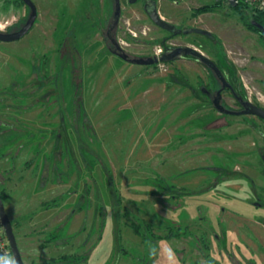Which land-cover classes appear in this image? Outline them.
I'll return each instance as SVG.
<instances>
[{"label": "rangeland", "instance_id": "1", "mask_svg": "<svg viewBox=\"0 0 264 264\" xmlns=\"http://www.w3.org/2000/svg\"><path fill=\"white\" fill-rule=\"evenodd\" d=\"M33 1L38 8L33 28L21 39L0 41V58L6 63L5 86L0 88L10 91L11 80L22 83L24 97L30 93L34 99L30 122L37 125L34 111L40 108L34 102L42 91L28 85L33 68L39 71L46 53L52 73L58 64L57 96L63 105L74 100L76 88L82 91L77 124L88 147L77 148V164H73L80 181L76 175L58 177L59 170L54 172L50 162L46 163L49 176L41 178L42 187L53 183L59 187L62 194L57 204L71 205L69 215L73 209L77 212L71 221L62 212V225L70 222L68 234L76 233L75 246L65 251H76L80 259H63L53 248L54 264H154L146 241H166L180 264H236L231 258L238 264H264V121L251 115L222 114L206 96L197 98L172 79L174 75L196 90L200 83L207 85L212 73L197 60L181 57L175 62L140 65L114 54L107 32L114 21L115 0ZM147 1L156 3L163 19L177 27L203 28L217 39L196 33L171 37L151 20ZM215 1L121 0L119 23L112 35L131 57L158 56L160 49L162 55L168 52L163 42L171 48H196L221 65L228 77L235 73L242 91L264 108V40L230 6L194 14L196 8ZM29 15L30 8L22 0H0V31L21 25ZM21 62L23 78L18 76ZM11 92L15 97L21 94L17 89ZM224 97L228 108L239 109L230 91ZM72 110L67 105L68 117ZM21 129L26 130L21 145H29L23 150L34 152L35 138L27 134L26 126ZM4 138L0 135V145L10 143ZM46 143L50 153L52 138ZM24 151L22 159L27 160ZM46 154L41 150L42 162ZM61 160V171L68 170L67 159ZM9 173L0 170L4 179L0 189L8 196ZM43 199L41 207L49 202ZM137 224L140 233L135 231ZM13 226L25 263L46 264L38 254L39 244L25 237V228Z\"/></svg>", "mask_w": 264, "mask_h": 264}, {"label": "crops", "instance_id": "2", "mask_svg": "<svg viewBox=\"0 0 264 264\" xmlns=\"http://www.w3.org/2000/svg\"><path fill=\"white\" fill-rule=\"evenodd\" d=\"M0 50V53H2V49ZM1 63L0 85L5 86L4 80L2 79V74L5 72L3 69L5 61H1ZM20 64L22 68L19 73L20 75L18 76L23 78V62ZM14 67L16 70H18L15 65ZM11 81L12 84H14L13 89H17L19 92H21V94H19L18 97H10L9 95L5 96L4 93L7 90H2L0 88V135L4 134L7 140L10 139V143L7 141L0 145V170L5 174L10 172L8 176V182H11L12 185V187H10V195L4 203L13 225L16 227L19 226L21 228H25V237L29 241L35 240V244H39L38 254H40V257H44V263L49 264V261L57 258L56 253L60 257L63 255H69L72 253V251H65V249H71L75 246L73 237L75 231L73 233L69 231L70 233L68 234V230H70V222L68 225H62V212H70V210H72V206L64 205L62 207L59 204H56L50 208H43V206L41 207V201L47 195L49 198L46 200L43 199L45 202L57 201V199H60L62 193L56 183H53L52 186H47V188L41 186V174L44 173V169H42L43 162L40 159V153H38V151L43 150V146L40 142L41 138H39V123L37 125L33 124L36 127H33L32 129L34 132L32 138H35V141L33 140L31 149H34V152L23 150V148L28 149L29 145H21L23 135L26 133V130L23 132L21 131V128L27 125L26 123L27 120L30 119L31 111L26 108L27 97H24L23 95L21 86L22 83L20 85L18 80ZM34 112L37 113L36 117L37 121H39L40 110L35 109ZM26 128L28 131L29 128L27 126ZM23 151L25 152L26 156H29L27 160L22 159ZM22 160L25 162L22 163ZM3 184L4 179L0 178V185L2 186ZM13 191H15V195L13 194ZM11 208H14L13 212L15 218L12 217V213L10 212ZM69 212H67V214L71 221V213L69 215ZM16 230H18V228H16ZM52 231H56L55 235L51 234ZM18 239L19 238H17V241ZM19 243L20 242H18V244ZM28 243V251L29 254H31V243ZM53 248H55L54 252L56 250V253L53 252ZM20 250L21 253H23L21 247Z\"/></svg>", "mask_w": 264, "mask_h": 264}, {"label": "flooded vegetation", "instance_id": "3", "mask_svg": "<svg viewBox=\"0 0 264 264\" xmlns=\"http://www.w3.org/2000/svg\"><path fill=\"white\" fill-rule=\"evenodd\" d=\"M153 7H157V4L153 3V2H149V1H147L145 3L146 11H147V9L151 10ZM27 20H26V22H27ZM26 22L23 21L22 24L19 25V26L15 25L13 27H10L6 32L7 33H13V32L19 31L25 25ZM36 22H37V20H36ZM113 23H114V21H113ZM113 23H112V25H113ZM118 23H119V20L115 24V27H113L111 25V27L108 29L107 34H108V38L110 40H112V38H114L113 35H112V32H113V30H115V28L117 27ZM177 35H180V34H177ZM62 42H60V45H59V50L60 51H61V47H62L61 46ZM176 47H178V46H176ZM173 48H175V47H172L171 50ZM113 49L114 48H110V50H112V51H113ZM168 51H170V50H168ZM45 54H43V57L41 58L42 67H40L39 71H37V70L35 71L34 68H33V73H32L33 79L30 82V84L28 85V87H30V88H35L36 89L35 91H39V90L42 91L41 94L37 93L38 102H34L35 104H38L39 108H40L39 131H40V134L42 135L41 136L42 139H41L40 142H41V144L43 146L42 149L45 150V152L47 153L45 155V161L43 162L44 173H43L42 178H46L47 177L49 171L46 170L47 169L46 163L50 162L52 164L51 167H53V165H56V164L59 166L58 167V170H59V176L58 177L67 175L66 178L72 179L73 175H76V178L79 179L80 178L79 177V173L75 170L76 167L73 168V164L74 165L77 164V161H76V159L78 158L76 156L77 148L79 150H81L83 148H85V149L88 148L85 145V142L83 141V139H82V137L80 135V130L78 129V124H77V122H78V119H77V104H78V100L80 98V95L82 94V91L81 90L77 91V88H76L75 94H76V96L77 95H79V96H77V97L75 96L74 100L69 102L70 104L67 103V101H65V103L63 105V103L61 102V99L58 98V96H57L58 95V85H57L58 84V82H57L58 64H57V67H56L55 71H53V73H52L50 71V67H48V64H46L47 61L45 60L46 59V55ZM184 57H188L190 59L196 60L195 58H193L191 56H184ZM176 60L170 61V62H175ZM226 62L231 66V68H233V65H231V63L228 60H226ZM36 66H34V67L37 69ZM211 72L213 73V71H211ZM227 78H228V75L226 74V79ZM215 79H216V83H215L216 85L211 84L212 80L208 83L209 86L205 85L204 83H200V85L198 87V90H196L193 86H191L190 84L184 82L181 79H180V82H178V83L183 85V86L185 85L186 87H188L190 89V91L192 92V94L195 97H197V98L200 97L199 94H202V95L206 96V98L210 101L212 106L217 111H219L214 106L213 100L217 96V92L222 88L223 83L216 76H215ZM227 81H228V79H227ZM228 82L231 84V87H226L225 89L222 90L221 104L223 106H225L226 108H228L226 106V104H225L224 92L230 91L233 99L238 104V108L239 109L238 110H234V109H230V108H228V109L233 110V111H241V110L244 109V107L242 106V104H241L239 99L242 98L244 101H250V102H252V100L242 91L241 87H239V86L236 87V86H234V84L232 82H230V81H228ZM49 85H52V87L49 88ZM203 87H206L207 90H209L211 92L212 96H209L207 93H204L202 91ZM13 88H14V84H12L11 90L10 91H6L4 93V95L5 96L9 95L11 97H15V96L12 95V92H11V91H13ZM26 95L28 97L27 98L26 108H28L31 111V109H33V106H31L30 103H31L32 100L34 101V99L31 97L30 93H27ZM67 105H71L72 108H73L72 113H69V117L65 113V109H66ZM54 106H57V108H55ZM222 114H225V113H222ZM226 115H234V116L251 115V116H255V117H257V118H259V119L264 121L263 118H261V117H259L257 115H253V114H243V115L226 114ZM47 116H49V118L51 117V120H47ZM84 120H85V125L89 126L88 124H89L90 121H89V117H88L87 114L85 115V119ZM26 124H27L26 126L29 128V130H28L29 132L27 134L29 136L31 134V137H33L34 132H33L32 129H33V126H34L33 124L34 123L30 122V119H28ZM51 138H52V141H53V151H51L49 153L48 147L46 146V144H47L46 142H48ZM40 152L41 151H38V153H40ZM48 155H49V157H48ZM61 157L66 158L67 161H68V170H66V171H61V169H63V167H61V165H62ZM261 157H262V160L264 162V154H262ZM60 167H61V169H60ZM214 170L217 171V172H227L225 169H222V170L214 169ZM91 176H93V173H92ZM79 181H80V179H79ZM76 190L77 189H74L73 191H76ZM88 192H89V190H88ZM76 193H77V191H76ZM69 195H71V193L67 194V196H69ZM256 204H257V206L259 205V203H256ZM75 205H77V203ZM73 207L75 208L76 206H73ZM102 208H104V207H102ZM76 213L77 212L75 211V209H73V211L71 213V219H72V217L75 216ZM74 234H76V233H74ZM215 238L218 239V236L216 235ZM205 246H206L205 248L208 247L207 244H205ZM262 248L264 250V246ZM202 250H204V249H202ZM202 253H203V255H205L204 251H202ZM233 254L234 255H232V257H234V259H239V258L235 257V256H237L235 253H233ZM263 254H264V251H263ZM69 256H72L75 259H78V257L81 256V255H79L75 251L74 253L69 254ZM231 260L233 262H235L236 264H238L232 258H231ZM194 264H199V262L197 261V263L195 262Z\"/></svg>", "mask_w": 264, "mask_h": 264}, {"label": "water", "instance_id": "4", "mask_svg": "<svg viewBox=\"0 0 264 264\" xmlns=\"http://www.w3.org/2000/svg\"><path fill=\"white\" fill-rule=\"evenodd\" d=\"M23 2L30 8V15L28 17L27 22L19 31H16V32L7 33V32L0 31V41L9 42V41H15V40L21 39L34 26L38 18L37 5L35 4L33 0H23ZM130 2L134 3L136 2V0H130ZM229 2L233 6L237 5L236 0H229ZM121 6H122L121 0H115L114 23L112 25L113 27H115V24L118 22L120 18ZM147 12L149 13L151 20L157 26L161 27L164 30L172 32L176 35L196 33V34L205 35L209 37L210 39L214 38V34L212 32H210L209 30L203 29V28L192 27L188 29H181L177 27L175 24H172L166 21L165 19H163L157 7H153L151 10L147 9ZM250 24L258 28L260 31L264 32V25L257 22L255 19H251ZM111 41L114 46L113 53L118 55L122 59L130 63H133V64L153 65V64H158L159 62L174 61L184 56H191L195 58L197 61L206 65L211 71H213L214 75L223 83L222 88L217 92V96L213 100L214 106L221 113L236 114V115L253 114V115H257L264 119V108L257 106L250 101H244L242 98L239 99L242 106L244 107V109L241 111L230 110L221 104L222 90L225 89L226 87H231V84L227 81L226 77L224 76L223 72L221 71L217 63L213 59L209 58L204 53H202L200 50L190 47V46H178L168 52H164L159 57L158 56L149 57V58L131 57L127 52H125V50L120 45L117 39L112 38ZM172 79L176 81L177 83L180 82V79L174 75L172 76ZM202 91L204 93H207L209 96H212L211 92L207 90L206 87H203ZM215 169L222 170L221 168H215ZM0 218L3 224V227L5 229L12 254L15 256L16 260L18 261V264H26L22 256L18 241H17L13 223L7 213L6 206L2 198L1 192H0Z\"/></svg>", "mask_w": 264, "mask_h": 264}, {"label": "trees", "instance_id": "5", "mask_svg": "<svg viewBox=\"0 0 264 264\" xmlns=\"http://www.w3.org/2000/svg\"><path fill=\"white\" fill-rule=\"evenodd\" d=\"M263 3H264V0H251L250 3H245V2L239 1L236 6H233V5L230 4L229 0H216L212 4H205V5L201 6V7L196 8L195 11H194V14L196 16H199L200 14L213 11V10H215V9H217L219 7L225 6V5L230 6L232 9H234L235 11L238 12L242 22L248 28H250L252 30H255V31H258L260 33L261 37L264 40V32L260 31L258 28L254 27L253 25L250 24V20L251 19H255L257 22H259V23L264 25V4ZM170 34H171L170 35L171 37L177 36L176 34H174L172 32H170ZM216 39H217V37L214 35V38L211 39V40L215 41ZM163 45L165 46V51L171 50V47L167 46L166 42H163ZM221 55L224 56L225 54L223 52H221L220 56ZM224 58H225V60H227L226 56H224ZM217 65L220 67V69L222 70V72L224 74L225 72L222 69L221 65H219V64H217ZM224 75L226 77V73ZM212 77H213V79H212L211 84L216 85L215 84L216 83V79H215V76H214L213 73H212ZM227 79H228V81L232 82L234 84V86H236V87L238 86V81H237L238 77L235 75V73L232 74V78L228 77ZM207 86H209V85L207 84ZM51 166H52V164H51ZM53 166H54V172H56V169H58L57 164L53 165ZM54 178L56 179L55 176H53L52 179H54ZM0 192H1L2 198H3L4 202H5L7 200V198H8V195L4 191V189H2V188L0 189ZM56 204H57L56 201H49V202H46L43 205V208H50L52 206H55ZM134 226H135L134 227L135 231L140 233V229H141L140 228V224H137V225H134ZM146 227H147V229L151 228V226H149V224ZM68 257H70V256L69 255H63L61 258L66 259ZM78 259H80V256L78 257ZM54 263H56V259H52L51 261H49V264H54Z\"/></svg>", "mask_w": 264, "mask_h": 264}, {"label": "clouds", "instance_id": "6", "mask_svg": "<svg viewBox=\"0 0 264 264\" xmlns=\"http://www.w3.org/2000/svg\"><path fill=\"white\" fill-rule=\"evenodd\" d=\"M147 254L154 264H180L176 251L166 241H146ZM0 264H18L14 255L0 254Z\"/></svg>", "mask_w": 264, "mask_h": 264}, {"label": "built area", "instance_id": "7", "mask_svg": "<svg viewBox=\"0 0 264 264\" xmlns=\"http://www.w3.org/2000/svg\"><path fill=\"white\" fill-rule=\"evenodd\" d=\"M237 3L239 1L245 2V3H250L251 0H236ZM264 4V3H263ZM162 52V50H159V54ZM158 54V56H159ZM161 55V54H160ZM0 254H12L11 248L9 246L8 238L5 232V229L3 227L1 218H0Z\"/></svg>", "mask_w": 264, "mask_h": 264}]
</instances>
